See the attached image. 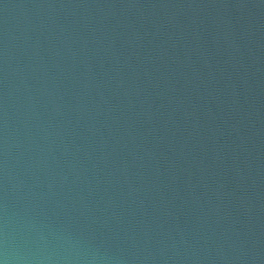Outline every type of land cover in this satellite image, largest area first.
I'll list each match as a JSON object with an SVG mask.
<instances>
[{"label": "water", "instance_id": "95a60500", "mask_svg": "<svg viewBox=\"0 0 264 264\" xmlns=\"http://www.w3.org/2000/svg\"><path fill=\"white\" fill-rule=\"evenodd\" d=\"M0 264H264V0H0Z\"/></svg>", "mask_w": 264, "mask_h": 264}]
</instances>
